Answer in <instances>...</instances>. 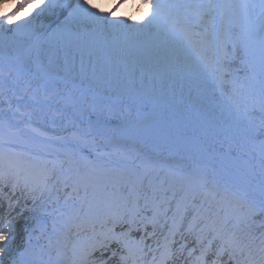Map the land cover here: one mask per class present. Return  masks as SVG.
<instances>
[{"label":"snow or ice","instance_id":"obj_1","mask_svg":"<svg viewBox=\"0 0 264 264\" xmlns=\"http://www.w3.org/2000/svg\"><path fill=\"white\" fill-rule=\"evenodd\" d=\"M128 3L17 0L10 13L3 12L0 3V52L10 48L9 42L17 50L24 46L39 52L43 41L51 56H62L65 66L79 58L83 69L85 57L94 66L100 58L113 67L123 62L133 80L137 71L143 76L153 58L167 63L170 57L187 61L194 56L191 65L177 66L214 83H227L237 100V112L243 104L246 123L238 130L237 141L242 150L264 135V0L258 13L247 0H139L148 9L143 21H134L130 14L117 15ZM135 4L132 0L134 8ZM29 8L30 19L23 16ZM54 15L63 17L57 28L50 33L37 31L42 17ZM237 28L239 32L234 31ZM237 62L247 73L239 74ZM257 106L260 115L253 118L250 113ZM4 119L0 116V200H8V212H0V264H43V247L38 252L32 244L34 226L41 222L51 227L48 246L55 237L63 241L60 254L70 252L66 264H165L177 253L184 254L189 237L195 245L189 256L198 248L200 258L212 253V264L223 255L235 264H264V175L258 186L229 187L230 203H218L213 212L205 202L209 196L215 199L219 189L209 186L206 175L172 166L165 169L147 160L111 161L102 158L99 150L84 157L85 135L74 137L56 162H45L40 153L10 150ZM259 149L264 174V139ZM219 164L227 169L230 160ZM6 187L20 198L8 199ZM20 199L25 203L14 215ZM25 211L31 213L26 217L31 224L20 226ZM21 227L28 233L23 244ZM158 230L162 241L156 238ZM149 238H156L154 246L146 244ZM177 243L174 252L172 245Z\"/></svg>","mask_w":264,"mask_h":264},{"label":"bare ground","instance_id":"obj_2","mask_svg":"<svg viewBox=\"0 0 264 264\" xmlns=\"http://www.w3.org/2000/svg\"><path fill=\"white\" fill-rule=\"evenodd\" d=\"M15 2L0 0L11 6ZM247 2L257 6L254 10L258 13L260 0ZM9 44L8 50L0 52V116L5 118L4 137L12 152H36L45 162H56L74 137L85 135L88 143L81 146L84 157L99 150L102 158L111 161L147 160L165 169L172 166L206 175L219 188L218 194L225 187L220 182L227 177L222 178L221 173L232 172L253 187L264 175L260 140L245 144L246 151L237 144L241 139L236 133L240 128L239 114L234 111L226 119L227 114L222 112L213 117L211 110L224 105L218 92H225L218 83L147 69L142 77L137 71L133 80L125 65L113 67L104 59L95 65L100 77L93 78L94 71L90 69L87 76L83 74L80 62L69 71L59 57L51 56L43 41L39 52L24 46L17 50ZM42 109L45 113L41 116ZM201 149L206 150L208 158L201 157L197 163ZM172 156L174 159H169ZM222 159L230 160L227 169L219 164ZM191 162L195 166H190ZM3 191L8 199L17 200L18 195L13 196L8 187ZM23 201L20 199L18 207ZM25 214L28 211L23 214L27 217ZM46 230L45 227L42 234ZM148 231H152L151 225ZM156 238L163 239L159 230ZM189 245L192 244L187 243L186 256L191 251ZM172 247L178 249L179 243ZM189 260L212 264L209 258H200L199 252ZM217 264L234 263L223 255Z\"/></svg>","mask_w":264,"mask_h":264},{"label":"rangeland","instance_id":"obj_3","mask_svg":"<svg viewBox=\"0 0 264 264\" xmlns=\"http://www.w3.org/2000/svg\"><path fill=\"white\" fill-rule=\"evenodd\" d=\"M94 2H95V0H94ZM7 5H9V4H3V8H2V11L3 12H9L10 13L16 7V3H15L10 8H8L7 11H5V6H7ZM109 6H110L109 3H104L103 4V7L105 9L109 8ZM31 12H32V9L29 8L26 12L23 13V16L25 18H29L30 19L31 17L29 16V13H31ZM126 14L132 15L134 21H143L144 18L148 15V9L146 7H141L140 4H139V0H136V4H135V8H134L132 6V0H129V3L127 5H125L124 7L120 8L119 11L117 12V15L118 16L126 15ZM33 15H34V13H33ZM55 17H57V16L54 15V16H45V17H42L41 20L37 24V31H39V32L43 31L47 27V25L52 20L55 19ZM59 24H60V22L58 24H56L51 31H53L55 28H57V26ZM234 31L239 32L240 30H239V28H237ZM167 46L169 48L172 47L171 41L168 42V45ZM45 47L48 48L46 44H45ZM59 60L61 62H64L62 56L59 57ZM77 62H80L79 58L76 59V61H75L74 64H69L68 65V70H74L78 66L81 67V65H78L77 66ZM193 62H194V56L191 57V58H189V60H187V61H185L183 57H181L179 61H175L174 59H172L170 57L167 63H165L162 60L158 61L155 58H153L152 62H150V63H148V64L145 65V68H147L148 70H150L152 72H155V73H165L168 70H172V69L179 68L177 65H183V64H189V65H191ZM94 63L96 65V63H98V62H94ZM121 63L124 64L123 62H120V64ZM92 64L93 63L88 62V58L85 57L84 58L83 69H85V70L89 69ZM169 67H171L172 69H167ZM237 68L239 69V74L240 75H244L248 71V69L244 65H242V64H240L239 67H237ZM184 71L187 74H190L192 76L197 77L196 75L191 74V73H189L186 70H184ZM84 74L86 76L87 75V72H85ZM198 78L208 81V78H204V77H198ZM209 80H211V79H209ZM211 83L213 84V81H211ZM183 85L186 86V84H183ZM218 86H219L220 90H222L221 87L223 89H225L228 96L227 95H224L223 93H219L218 92L219 95H222L223 96L224 105L222 107L219 106L216 109H213L211 111L215 113V115L213 117H218V115L223 112V113L227 114V117L226 116L225 117H226V119H228L230 117L231 113H234V111H236L237 100H236V98L233 97V94H232L231 89L229 90L228 84H226V83L225 84H222V85L221 84H218ZM243 111H244L243 104H241L240 105V111L239 112L236 111L239 114V123H240L239 126H241L242 123H246V121H245V119L243 117ZM252 113H253V115H252ZM257 113H259V112H256V111L252 110L251 113H250V115L253 118H258L259 116H258ZM257 122H258V120H257ZM238 130L236 131V133L238 135H240L239 132H238ZM36 136H39V135H36ZM250 142L253 143L252 141H250ZM233 176H235V177H233ZM225 181L226 182H229V184H231L230 187H234L236 185H242V180L240 179V177L237 176V175H235L232 172H228V177H225ZM223 196H226V199H227V193H224ZM226 203L229 204L230 201L227 199ZM207 204H211V203H207ZM18 210H20V208ZM25 215H27V217H28L30 215V212H28V214H25ZM24 217L25 216L23 215V217H21L20 220L23 221V222L25 221L26 224H29L30 222L27 223L26 217L25 218ZM21 237L23 239L24 235H22ZM225 256L227 257V255H225Z\"/></svg>","mask_w":264,"mask_h":264},{"label":"clouds","instance_id":"obj_4","mask_svg":"<svg viewBox=\"0 0 264 264\" xmlns=\"http://www.w3.org/2000/svg\"><path fill=\"white\" fill-rule=\"evenodd\" d=\"M10 7H11V5L5 6V11H7V9L10 8Z\"/></svg>","mask_w":264,"mask_h":264},{"label":"trees","instance_id":"obj_5","mask_svg":"<svg viewBox=\"0 0 264 264\" xmlns=\"http://www.w3.org/2000/svg\"><path fill=\"white\" fill-rule=\"evenodd\" d=\"M239 65H240V63H239V62H237V64H236V67H239Z\"/></svg>","mask_w":264,"mask_h":264}]
</instances>
